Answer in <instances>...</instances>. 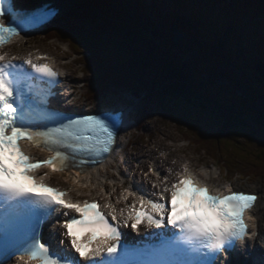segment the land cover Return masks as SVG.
<instances>
[{"label": "snow or ice", "instance_id": "6c2138e0", "mask_svg": "<svg viewBox=\"0 0 264 264\" xmlns=\"http://www.w3.org/2000/svg\"><path fill=\"white\" fill-rule=\"evenodd\" d=\"M6 2L0 0V48L35 27L32 21L37 16H18L5 9ZM49 15L39 16L45 20ZM18 59L0 52V264H8L13 257L26 258L27 264H225L220 261L222 253H234L237 242L244 244L246 236L259 234L249 235L245 223L258 194L229 189L225 195L199 180L187 164L170 186L166 177L161 180V174L149 166L148 172L164 185L161 190V183H152L159 190L153 194L158 199L146 198L133 186L123 189L116 201L132 197L133 204L117 209L105 189L92 183L90 174L82 173L97 164L103 167L105 158L117 151L122 119L108 113L74 118L52 108L50 98L57 95L59 73L31 58L15 63ZM24 142L46 152L47 158L34 160L21 148ZM39 168L69 172L65 182L70 180L77 196H91L98 189L104 204L95 198L73 200V189L51 187L45 183L47 174L30 175ZM71 168L77 171L71 173ZM247 218L256 228L257 217ZM50 223L51 232L46 231ZM141 226L150 230L147 239L158 241L157 246L139 247L140 242L128 241L127 233L121 231L130 227L139 234ZM61 229L66 239L60 244L65 249L70 244L67 251L46 239ZM84 234L86 242L81 241Z\"/></svg>", "mask_w": 264, "mask_h": 264}, {"label": "rangeland", "instance_id": "374dc122", "mask_svg": "<svg viewBox=\"0 0 264 264\" xmlns=\"http://www.w3.org/2000/svg\"><path fill=\"white\" fill-rule=\"evenodd\" d=\"M20 1L19 4L24 2L23 0ZM57 2L65 7L57 18L58 20L70 11V7L68 1ZM203 6L207 11H211L213 18L216 20L226 19L233 14H223V11H220L219 15H216L215 8H211L210 2L203 3ZM163 11L166 14L168 13L165 8H163ZM159 17L158 26L154 27V29L158 27L157 36L154 35V46L164 50L169 49L167 52L176 55L191 69L189 83L191 95L188 97V104L184 101L165 102L163 103L165 107L163 110L156 106L153 101L148 100L140 90L130 92L129 88L110 90L104 98L90 104L84 98L88 91L84 83L89 80L90 76L87 77L82 73L79 60L71 55L66 45L58 42L45 43L43 32L35 35L30 42L16 44L13 47L12 54H29L39 49L52 54L56 64L64 68L71 78L70 83L74 86L76 93L72 103H74L76 109L98 110L113 107L126 110L128 120L124 130L125 137L123 136L121 139L123 141L119 142L120 147L117 149L119 150L129 144L111 173H116V168L120 165L124 170V178L127 183L132 181L127 178V175H134L133 171L136 164L141 162L134 163V157L138 160L143 159L146 162V170L150 162V160L147 162L149 155H154L155 159H162L171 153L173 155L171 162L177 156L180 164L192 162L191 165L197 171L204 172V168L212 169L218 176L219 166L222 163L225 164L226 158L224 155L226 156V153H228L233 160L232 164L235 165V170H232L226 178L234 184L232 185L233 188L235 189L236 186V189L242 188L258 193L264 199V180L255 179L256 181H251L253 182L251 183L250 178L258 176L246 177L244 168L247 169L249 163L240 156L245 155L242 154L244 152L249 153L251 156L248 160L251 163L253 159L256 161V156L259 153H264V148L259 145V142H264V86H254L255 84L259 85L255 79L256 71L254 67L262 57L264 58V42L261 44V51H259L260 48L252 49L254 44L250 42L257 34H261L262 38H264V34L259 32L258 29L250 27L248 29L249 33H247L248 38L242 37L240 40L245 42L248 48L250 46L252 50L246 49L249 50V53H243L242 56L239 55L238 50L235 51L237 40L232 36H228L226 41L223 42L225 51H217L216 41L209 39L212 36L204 27L198 29L196 35L187 33L185 35L187 40L179 46H175L176 49H174L166 38H162L160 32L165 30L168 23L161 15ZM136 35L137 37H134V39L139 38L138 34ZM132 42L135 43L137 50L141 52L148 50L149 47L155 49L143 38ZM246 50L244 49V52ZM234 70L237 72L243 71V74L235 73ZM246 71L249 72L247 77ZM257 76L259 75L257 74ZM259 77L261 79L262 75L260 74ZM224 111H227V116L232 117V121L237 122L241 132L234 130L228 139L219 140L212 149L208 145L205 147L198 146L197 142L200 138L193 131H202L201 128L210 129V126L215 124L217 119L220 120L219 114ZM242 126H245L246 129H243ZM216 130L218 129L216 128ZM246 134L251 135L250 138L245 137ZM188 139H192V143H189ZM206 142L207 140L204 144ZM121 143L125 144L122 145ZM146 145H149V147ZM144 155L146 158L143 157ZM128 158L133 161L127 167L125 162L129 160ZM260 163H254V165L260 166ZM136 179H139L138 175ZM62 181L65 185L70 186V183L65 182V178ZM113 183L112 180L108 181V185ZM221 184L219 183V185ZM79 191L86 192L88 189L86 191L85 189H79ZM74 192L76 194V190ZM97 192L98 189H95L94 193L97 194ZM261 220L264 223V218Z\"/></svg>", "mask_w": 264, "mask_h": 264}, {"label": "trees", "instance_id": "16d2710c", "mask_svg": "<svg viewBox=\"0 0 264 264\" xmlns=\"http://www.w3.org/2000/svg\"><path fill=\"white\" fill-rule=\"evenodd\" d=\"M109 2V4L104 3V5H102L104 7L99 8L96 3L100 4V0H97L95 4L80 0L78 2L80 6L74 7L76 9L74 11L76 16L73 15L71 18L69 17L67 22L62 21L58 28L55 29L59 32H55L56 36L65 41L72 39L76 41L77 44H81L87 39H91L92 42L96 44L103 43L106 39H109L112 43H109L107 40L105 44H103L102 48L107 49L113 56H117L118 53L125 54V58L123 59L124 62H126L125 65L113 64L107 73L98 78L102 85H97V90L106 91L110 88H129L133 91L140 89L143 93H145L148 100L153 101L156 106L162 108L163 110L165 108L163 103L165 102L174 103L184 101L188 104V97L191 95L189 85L191 79V69L185 68L182 61L178 59L176 55L167 52L169 49L164 50L154 46L155 49L153 50L148 48V50L141 52L137 50L135 43L131 42L133 35H136L134 32L135 30H144V35L140 34L138 31L137 32L150 45H154V30L151 28L148 29V23L154 22L153 19H157V17H152L151 13H148L140 8L136 13L131 12L132 8L130 7L131 5L129 0H111ZM82 4H87L94 8L88 7L85 9L82 7ZM119 6H125L128 9L127 12L129 14L124 15L126 20L127 18H130L131 24H126L127 22L122 17V13H120V17H117V9ZM197 6L198 5L196 4V7ZM180 7L186 11L185 6ZM234 8L237 10V13L233 17L222 20H214L211 24H209L210 22L207 23L208 20L200 15L194 18L197 9H192L193 15L192 11H188V13L192 15V18L182 14L181 16H178V18L175 16L176 19L172 23L174 26L179 27V29L185 31L188 30L193 34L198 32V28L196 27L202 25L206 26V28L210 29L208 33L210 32V35L212 36L209 39L216 41L215 47L217 50H224L225 48L223 47V42L226 41L228 36H232L237 40L235 51L238 50V52L243 53L244 49H251V47L249 46L248 48L246 43L240 40L242 37H240L239 33H236L235 28L232 26H236L238 29L237 32H240L241 35L249 33L248 29L250 27L256 28V30L258 29L259 32L264 34V21L256 20L263 19L264 13H260L262 17L252 18L253 12L261 10L264 12V0H237V4L235 1ZM94 10L97 11L93 12ZM240 12L245 16H248V20H243L245 16L238 14ZM110 18L118 19L126 23L122 22L119 26L115 25L118 26V29L116 28L117 31H115L112 27L113 31L108 27ZM228 21L232 25L228 30L221 32L218 25H222ZM152 25L156 26V23H153ZM209 25H211V27ZM126 32L127 34H125ZM250 42L254 44L252 45V49L254 48V50H256L261 47L264 39L259 35L257 40L251 39ZM170 51L172 52V50ZM259 51H261V48ZM247 52H249V50ZM260 60H264V58L262 57ZM235 73L243 74V71H236ZM98 75L99 74H97V77ZM247 75L248 73L246 72V77ZM254 86L256 87L258 85L255 84ZM226 112L227 111H224L222 114H219L220 120L217 119L215 124L210 126V129L208 128L207 130V128H201L202 131H193L195 135L200 138L197 142L198 146H211L213 143L216 144V142L221 139H228L231 136V132L234 130L239 131V133L241 132L239 129L240 126L237 122L232 121V117L227 116ZM216 128L218 130H216ZM242 128L246 129L245 126H242ZM250 136L251 135L246 134L245 137L250 138ZM205 140H207V142L204 144ZM259 145L264 148V142H259ZM213 146L214 144L212 147ZM242 154L245 155L240 156L244 159V161L249 163L247 171L264 178V153H259L256 156V161L253 159L254 161L252 160L251 163L248 160L251 155L249 153L246 154V152ZM259 162H261L260 166L254 165V163L257 164Z\"/></svg>", "mask_w": 264, "mask_h": 264}, {"label": "bare ground", "instance_id": "6f19581e", "mask_svg": "<svg viewBox=\"0 0 264 264\" xmlns=\"http://www.w3.org/2000/svg\"><path fill=\"white\" fill-rule=\"evenodd\" d=\"M173 1V4H174V2H175V0H172ZM181 4H183L184 2H180ZM57 4V3H56ZM176 4V3H175ZM56 6H59L61 9H63V7H62V5L60 4L59 5V3L56 5ZM179 6H184V5H179ZM199 13H202L201 11L199 12ZM74 30V29H73ZM76 35H78V34H76ZM79 39V38H78ZM80 40V39H79ZM79 42V41H78ZM78 44H80V43H78ZM84 65L85 66H87V67H89L90 65H89V63L88 62H85L84 63ZM92 68H94V69H97V65H92ZM70 71V70H69ZM67 72V71H66ZM71 79V78H70ZM100 83V85H102V83L101 82H99ZM110 89H107L106 90V95H107V93H108V91H109ZM76 94V93H75ZM144 95H145V93H144ZM145 97H147V96H145ZM104 98V97H103ZM95 98H92V100H91V104H93L94 102H95ZM102 110H105V108H102L101 110H96V111H102ZM93 111V110H92ZM121 141H123V140H121ZM120 144V143H119ZM122 144V143H121ZM125 144V143H124ZM124 144H122V145H124ZM148 151H150V150H148ZM117 153V151L115 152V153H113V155L110 157V159L109 160H112V159H114V158H116V154ZM40 156H42L41 154H39ZM168 157H170V158H172L173 157V155L170 153L169 155H168ZM178 158V157H177ZM171 161V160H170ZM178 162H179V160L178 161H175V163H174V165L173 164H171V163H169V160L166 162L165 161V163H166V166H177V164H178ZM160 168L158 169L157 167L155 168V169H157V171L161 174L162 173V168L164 169V166H159ZM172 167H170V170H172ZM70 172L71 173H74L75 172V170H70ZM201 172V171H200ZM84 173H88V174H90L91 175V182L92 183H96V184H98V186L99 187H101L102 185H103V183H102V181H103V179H105L104 177L103 178H101V172L100 171H96V170H93V171H83V173H82V175L84 174ZM67 175H69V172L67 173ZM153 175V174H152ZM211 176V182L210 183H212V172L210 173V174H208L207 173V177L208 176ZM101 178V179H100ZM52 180H56V181H59V180H57V179H52ZM205 181L206 182H208L207 181V179H205ZM84 181L82 180L81 181V183H83ZM155 183H156V181H154ZM59 182H57V186H61L60 184H58ZM68 183H70V180H69V182ZM72 185V184H71ZM67 186V185H66ZM134 187H136V185L134 184L133 185ZM103 187H105V186H103ZM67 188H71V189H73L74 190V188L73 187H70V186H68ZM81 190V189H80ZM86 191V190H85ZM87 192V191H86ZM263 201V202H262ZM253 215L254 216H256L257 217V219H256V224H257V227H258V231L260 232V234H262V235H264V223H262V218H264V199L262 198V197H259V200H258V202H257V205H256V207H255V209H254V212H253ZM57 234L58 235H60L61 234V230H60V232H57ZM255 251L257 252V249L255 248ZM237 264V263H236Z\"/></svg>", "mask_w": 264, "mask_h": 264}, {"label": "water", "instance_id": "95a60500", "mask_svg": "<svg viewBox=\"0 0 264 264\" xmlns=\"http://www.w3.org/2000/svg\"><path fill=\"white\" fill-rule=\"evenodd\" d=\"M172 33L174 34V36L172 37V41L176 44V43H178L179 40L182 39L183 34L182 33H175V32H172ZM184 67H186V65H184ZM256 70L260 74H262L264 72V65L263 64H257L256 65Z\"/></svg>", "mask_w": 264, "mask_h": 264}]
</instances>
